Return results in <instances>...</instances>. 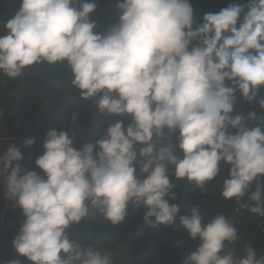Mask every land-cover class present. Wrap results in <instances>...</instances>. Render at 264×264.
<instances>
[{"label":"trees","instance_id":"16d2710c","mask_svg":"<svg viewBox=\"0 0 264 264\" xmlns=\"http://www.w3.org/2000/svg\"><path fill=\"white\" fill-rule=\"evenodd\" d=\"M63 1L0 0V107L26 110L0 148L14 136L28 150L0 187V264H264V23L239 39L215 0ZM229 1L247 17L264 7ZM148 2L169 35L151 31L129 66L106 14ZM136 155L148 169L133 180ZM117 172L133 196L106 189Z\"/></svg>","mask_w":264,"mask_h":264},{"label":"rangeland","instance_id":"374dc122","mask_svg":"<svg viewBox=\"0 0 264 264\" xmlns=\"http://www.w3.org/2000/svg\"><path fill=\"white\" fill-rule=\"evenodd\" d=\"M215 1L217 2V6L221 10V12H223L225 17H228L229 20L230 19L233 20V23L237 22L235 25L232 24L231 26L230 25L228 26L231 29V31L234 30V33H236L235 35H237L239 39H241V37H245L246 34L249 33V31L258 30V28L262 27V24L264 23V7L262 8V10L255 12V14H250L247 17L246 15H243V13L239 11H234L233 9H231V7L233 6L232 5L233 3L231 1L229 0H215ZM80 2L81 0H76V1L74 0V2L64 0L63 4L66 7L70 6L71 7L70 9H74V8H78ZM237 9H239V7ZM114 12L118 14L117 10H114ZM114 12L110 11V12H107L106 14V17L108 20L107 29H108L109 34L113 35V37L117 35L124 36V39L122 41L121 52L125 55L126 62H132L135 59L136 54H138L139 51H141V49L144 46H146L147 36L151 31L156 33L157 41L160 40L161 42H164L165 39L168 38V35H169L168 32L170 28L167 27L165 24H163L158 29L156 25L154 24L156 22L155 20H158V14L153 13V5L151 2H148L145 6H143V9L140 6H138L136 9H127V12L119 14L118 17H116L118 18L116 20L113 19V17H115ZM127 21H130V23H127ZM226 23H229V22H227L226 20ZM115 30H119V31L115 32ZM160 37L162 38L159 39ZM235 38L237 37H232L231 40L233 41ZM196 49H198L196 51L199 52L202 56H207L210 54H214L215 50H211V49H216V48L208 47V48H200V49L196 48ZM106 51L109 52V57L105 59L104 63L107 62V64H112L114 60V56L116 54H113L110 51L109 47L106 48L105 52ZM159 52L169 55V48L162 47L161 49H159ZM222 52L225 53L224 50H222ZM83 53H84V50L81 49L78 54H83ZM0 56L2 60L6 58V55L3 54L2 52ZM167 59H168V56L165 59L161 60L159 63V68L162 69L165 73V75L162 76L164 80L168 79V77L173 72V70L177 69L176 65L175 67L172 66L167 61ZM223 59H226V53ZM223 67L224 66H222V64L219 65L220 69H222ZM21 72L25 73V70L18 69V73L21 74ZM90 74H91V79H92V81L90 80L91 81L90 83L92 84L95 83L96 85H101V86L104 85V78L102 77V75L99 77V78L102 77L101 79H97L98 76H96L97 75L96 73L95 74L90 73ZM110 76L111 75L109 76L105 75L104 77L106 79H109ZM49 85H50L49 83L47 84L44 83L42 85V88H41L42 90L39 92L40 98L44 96L46 92V90L44 91V89L45 87L48 88ZM105 95L107 96L108 93L106 92L103 93V96ZM84 98L87 99V104L89 106L88 111H90L91 113L93 114L100 113L101 108L106 107V106H107L106 111L109 113L110 105L106 103L107 100L105 97L100 105H97L99 100L96 97L89 96V97H84ZM41 105L44 106V103L42 102ZM99 106L101 107L100 109H98ZM20 113L21 111L19 110L18 105L14 107V111L11 113L3 111V109L0 108V128L4 130L6 129L12 130L20 122ZM46 114L47 112H40L41 117H45ZM229 125L230 124H227L226 126L227 132H230L232 130ZM12 137L16 141L13 138L4 139L2 140V147L0 148V187L5 182L6 178L10 175L9 173L11 171H14V174H15L17 171H19L23 167V162H24L23 160L25 156L28 154V150L25 149V146L22 143V139L21 138L17 139L14 136ZM153 138H154V135L152 131L148 134L144 133L143 138H142L143 147L146 144H151ZM223 158H225V153L223 150H221L217 156V159L223 161L224 160ZM135 163L136 165L132 167L130 171H128L129 177L132 178L133 180L137 178L139 165L140 166L142 165L144 166L145 169H148L146 166V163L140 161V159H137V162L135 161ZM119 174H120V177H116L115 180L110 183L112 184V186L108 184V186H106V189L109 187H113V190L115 191V193L116 191L119 192L120 196H125V197L133 196L134 193L132 192V190H130L129 194L124 195L126 191H128L129 188H123L124 178L121 173ZM149 176H150L149 172H146V175L143 177L147 179V177ZM113 190L111 192L109 191L110 196L111 195L113 196L112 199L114 200V198L116 197L120 198L118 196L113 195L115 194L113 193ZM139 192L142 193V190L139 189ZM166 194L167 192L162 191V197H165ZM82 214L79 216H82Z\"/></svg>","mask_w":264,"mask_h":264},{"label":"clouds","instance_id":"9594fccd","mask_svg":"<svg viewBox=\"0 0 264 264\" xmlns=\"http://www.w3.org/2000/svg\"><path fill=\"white\" fill-rule=\"evenodd\" d=\"M5 43H6V40H5ZM3 54H5L3 51H1ZM1 52H0V54H1ZM124 55V54H123ZM124 57H125V55H124ZM137 58H138V54H136V57H135V59L132 61V62H126L125 61V63L126 64H128L129 66H131V65H134V63H136V60H137ZM125 60V59H124ZM130 63H131V65H130ZM146 81H147V79H146ZM100 101H103V100H100ZM109 105V104H108ZM19 106V105H18ZM107 107V106H106ZM106 107H104L105 109H106ZM1 109H3V111H6V112H8V110H7V107H0ZM19 110L21 111V113L20 114H24V113H22V111L23 112H26V110H25V107L24 106H19ZM109 110H111V108L109 107ZM113 110V109H112ZM14 111V108L12 109V111L11 112H13ZM11 112H9V113H11ZM22 118V117H21ZM3 119V118H2ZM19 126H21V125H24V119H22L20 122H19V124H18ZM13 131V130H12ZM11 138H13V137H11ZM142 138H143V136H142ZM7 139V138H6ZM14 139V138H13ZM17 139H19V138H17ZM15 140V139H14ZM16 141V140H15ZM142 145H143V142H142ZM137 159H140V161H142L143 162V160L141 159V157H140V155H136V162H137ZM140 166V165H139ZM15 206H18V204H16L15 203Z\"/></svg>","mask_w":264,"mask_h":264}]
</instances>
